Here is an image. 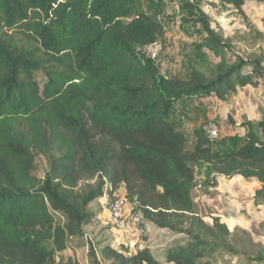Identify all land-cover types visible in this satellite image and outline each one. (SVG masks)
I'll return each mask as SVG.
<instances>
[{"label":"trees","instance_id":"obj_1","mask_svg":"<svg viewBox=\"0 0 264 264\" xmlns=\"http://www.w3.org/2000/svg\"><path fill=\"white\" fill-rule=\"evenodd\" d=\"M218 1L238 12L245 32L220 41L205 19L201 30L214 49L225 42L234 64L202 70L189 59L186 78H166L133 55L164 34L138 0H0V264H49L82 237L95 218L91 204L120 187L142 220L187 238L166 264L235 254L228 227L196 210L195 168L254 179V201L264 202V120L245 121L242 144L214 156L199 131L189 144L168 117L182 99L226 102L264 76V33L243 12L246 1L264 11V0ZM37 155L48 163L43 180L34 176ZM258 250L244 256L264 264ZM86 264L161 263L147 247L125 254L101 242L88 244Z\"/></svg>","mask_w":264,"mask_h":264},{"label":"rangeland","instance_id":"obj_2","mask_svg":"<svg viewBox=\"0 0 264 264\" xmlns=\"http://www.w3.org/2000/svg\"><path fill=\"white\" fill-rule=\"evenodd\" d=\"M137 5L144 13L154 14L164 27V34L158 41L161 51L155 60H151L164 77L186 78L189 59L202 70L213 69L219 63L226 66L234 64L233 53L225 42L214 49L212 39L201 30L200 24L205 19L220 41L230 39L236 31L245 32L242 17L232 7L218 0H138ZM243 12L250 21L260 24L258 4L247 2ZM133 55L138 61L148 59L144 50H135ZM36 78L43 82L40 73ZM261 82V86L254 90H238L226 102L215 97L182 99L169 112V120L176 130L187 136L189 144H192L196 130L206 139L214 156L233 152L243 142L246 132L243 123L264 120V76ZM209 126L217 130L215 138L208 136ZM47 167V160L37 155L34 176L43 180ZM195 178L192 196L198 214L207 223L218 217L233 233L228 243L235 254L217 250L212 253V264H257L249 262L244 254L254 256L260 248L264 251V206L260 208L253 200L258 183L253 179H227L213 175L204 164L196 165ZM213 180L216 187L211 185ZM125 194L120 187L112 197L108 196L107 201L93 202L90 209L95 218L84 227L82 237H73L67 250L56 255L49 264H86L88 244L101 242L125 254H133L148 246L154 257L161 264H166L167 251L187 238L158 230L145 222L140 214L135 213L134 204L130 201H127L124 213L125 226L120 228L110 218L108 207L114 199ZM56 220L60 225L66 223L61 214H57Z\"/></svg>","mask_w":264,"mask_h":264},{"label":"built area","instance_id":"obj_3","mask_svg":"<svg viewBox=\"0 0 264 264\" xmlns=\"http://www.w3.org/2000/svg\"><path fill=\"white\" fill-rule=\"evenodd\" d=\"M139 50H144L145 52L147 51V55H146L147 58L150 60H155L161 51V46L158 42H156L152 45H149ZM207 131H208V136L210 138H215L217 136V130L214 127L211 128V126H209ZM126 207H127V201L125 197L114 199L109 204V207H108L110 218L120 228H124L125 223H126L124 219V213H125Z\"/></svg>","mask_w":264,"mask_h":264},{"label":"crops","instance_id":"obj_4","mask_svg":"<svg viewBox=\"0 0 264 264\" xmlns=\"http://www.w3.org/2000/svg\"><path fill=\"white\" fill-rule=\"evenodd\" d=\"M247 2H253V1H246L245 2V4H244V6H243V8L245 7V5L247 4ZM255 3V2H254ZM257 4V3H256ZM258 8L261 10V18H260V20H259V22H260V24H258V23H254L263 33H264V27L262 26V24H261V19H262V17H263V15H264V11H263V7L261 6V5H259L258 4ZM263 79V78H262ZM261 79V80H262ZM261 82V81H260ZM261 84H262V82L259 84V86L258 87H260L261 86ZM258 87H256V88H258ZM249 88H251L252 90H254V89H256V88H253V87H245V88H243V89H241V90H246V89H249ZM254 180V179H253ZM256 181V180H255ZM257 182V181H256ZM258 183V182H257ZM258 186L260 187V185H259V183H258ZM258 187V188H259ZM257 188V189H258ZM256 189V190H257ZM255 190V191H256ZM254 191V192H255ZM253 196H254V193H253ZM107 198H108V196L105 194L104 196H103V198H101L100 200H98V201H107ZM254 200V199H253ZM257 204H258V206L261 208L262 206H264V202H257ZM263 208V207H262ZM226 225V224H225ZM228 229H229V227H228ZM230 230V229H229ZM231 231V230H230ZM149 250H151V248L150 247H148V246H146Z\"/></svg>","mask_w":264,"mask_h":264}]
</instances>
